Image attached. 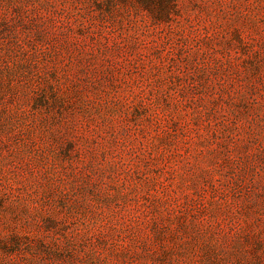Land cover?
Returning <instances> with one entry per match:
<instances>
[{"label": "rangeland", "instance_id": "374dc122", "mask_svg": "<svg viewBox=\"0 0 264 264\" xmlns=\"http://www.w3.org/2000/svg\"><path fill=\"white\" fill-rule=\"evenodd\" d=\"M0 264H264V0H0Z\"/></svg>", "mask_w": 264, "mask_h": 264}]
</instances>
